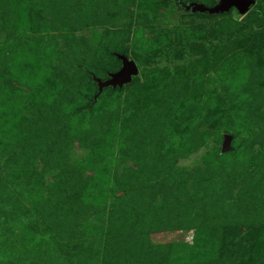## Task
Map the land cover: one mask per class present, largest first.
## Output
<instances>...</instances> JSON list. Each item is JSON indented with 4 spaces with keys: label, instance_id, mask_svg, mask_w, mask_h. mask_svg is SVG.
<instances>
[{
    "label": "rangeland",
    "instance_id": "1",
    "mask_svg": "<svg viewBox=\"0 0 264 264\" xmlns=\"http://www.w3.org/2000/svg\"><path fill=\"white\" fill-rule=\"evenodd\" d=\"M253 1L0 0V264H264Z\"/></svg>",
    "mask_w": 264,
    "mask_h": 264
},
{
    "label": "water",
    "instance_id": "2",
    "mask_svg": "<svg viewBox=\"0 0 264 264\" xmlns=\"http://www.w3.org/2000/svg\"><path fill=\"white\" fill-rule=\"evenodd\" d=\"M253 5V0H223L221 7L218 8V11H229L231 8H236L240 13H246L253 7ZM119 58L122 61V69L111 75V78L108 81H98L100 89L108 86H120L123 82H129L131 80V76L136 74L137 66L134 62L128 61L123 56H120Z\"/></svg>",
    "mask_w": 264,
    "mask_h": 264
},
{
    "label": "trees",
    "instance_id": "3",
    "mask_svg": "<svg viewBox=\"0 0 264 264\" xmlns=\"http://www.w3.org/2000/svg\"><path fill=\"white\" fill-rule=\"evenodd\" d=\"M175 4H177L176 1H174ZM216 12H218L216 9H204V10H197V13H200V14H205V15H208V16H211L212 14H216ZM143 59H144V55L142 56V60L136 62V66L139 65V64H142L143 62Z\"/></svg>",
    "mask_w": 264,
    "mask_h": 264
}]
</instances>
